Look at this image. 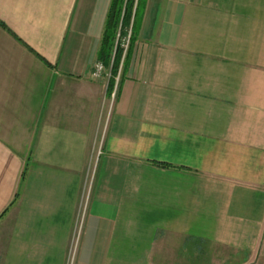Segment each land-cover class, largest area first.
<instances>
[{
  "label": "crops",
  "instance_id": "0c3cea01",
  "mask_svg": "<svg viewBox=\"0 0 264 264\" xmlns=\"http://www.w3.org/2000/svg\"><path fill=\"white\" fill-rule=\"evenodd\" d=\"M111 4L0 0V264H264V0H139L93 79Z\"/></svg>",
  "mask_w": 264,
  "mask_h": 264
},
{
  "label": "trees",
  "instance_id": "16d2710c",
  "mask_svg": "<svg viewBox=\"0 0 264 264\" xmlns=\"http://www.w3.org/2000/svg\"><path fill=\"white\" fill-rule=\"evenodd\" d=\"M138 4L139 0H112L102 35L99 56V60L104 65H111L110 73L112 75L116 73L119 66H123L127 53L126 51L123 54L118 42L115 44L116 34L119 31L121 35L124 28L132 26ZM0 25L4 26L2 23ZM109 86H111V81Z\"/></svg>",
  "mask_w": 264,
  "mask_h": 264
},
{
  "label": "built area",
  "instance_id": "2783aa9c",
  "mask_svg": "<svg viewBox=\"0 0 264 264\" xmlns=\"http://www.w3.org/2000/svg\"><path fill=\"white\" fill-rule=\"evenodd\" d=\"M118 36L119 35L117 34V37H116L117 40L119 39ZM120 37L121 38L119 39V41H120L119 45L122 48L123 54H125V52L128 49L129 43H130L131 26L127 27L125 32L123 33V35ZM90 75H91V78H93V79H100V78L104 77L106 75V72H105V66L103 65V63L100 61L95 62L93 64Z\"/></svg>",
  "mask_w": 264,
  "mask_h": 264
},
{
  "label": "rangeland",
  "instance_id": "374dc122",
  "mask_svg": "<svg viewBox=\"0 0 264 264\" xmlns=\"http://www.w3.org/2000/svg\"><path fill=\"white\" fill-rule=\"evenodd\" d=\"M127 27H129V26H127ZM126 27V28H127ZM126 28H124V30L122 31V34L120 35L119 34V31L117 32V34L119 35L118 37H119V39L121 38L120 36H122L123 35V33L125 32V30H126ZM117 34H116V37H117ZM131 34H132V30H131ZM119 39L117 40V39H115V44L118 42V44H120V41H119ZM130 44V43H129ZM106 75H108V74H106ZM106 75L104 76V77H106ZM110 103V101L108 100V101H106V104H107V106H108V104ZM101 136H102V133L101 134H98V141L100 142L101 141ZM77 234H78V232H77ZM75 243H73V245H74ZM73 245H72V249H70V254L68 255V257L70 258V260H71V258L73 257V255H74V247H73Z\"/></svg>",
  "mask_w": 264,
  "mask_h": 264
}]
</instances>
